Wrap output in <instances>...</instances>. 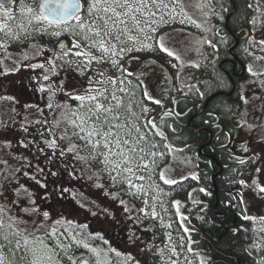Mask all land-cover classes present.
<instances>
[{"label": "rangeland", "instance_id": "obj_1", "mask_svg": "<svg viewBox=\"0 0 264 264\" xmlns=\"http://www.w3.org/2000/svg\"><path fill=\"white\" fill-rule=\"evenodd\" d=\"M90 2L91 0H83L84 6L80 15L85 23L91 20L87 12ZM146 3L148 7H141V11L136 13L140 21L139 28L143 31L136 29L129 20L128 26L132 29L130 33L122 35L119 42L113 41L117 45L116 55L111 51L105 54L98 46H93L90 40H85V30L77 27L74 20H70L66 25L62 24L58 29L49 27L51 31L47 39L60 36L72 47V51L67 52L68 67L61 71L58 65L55 79L58 80L59 93L63 101L60 109L61 126L67 135L72 133V128L79 137L86 135V132H81L78 127L79 114H83L87 106L94 103L87 99L81 101L75 97L97 95L96 90H99L103 92V97L98 96V100L104 105L112 103L113 95L116 102L120 99L124 103V99L128 100L129 96H132L133 102L135 99L133 89L141 84L132 76L136 69L137 75L138 72H143L144 66L151 60L165 65L171 72V77L184 88L185 84L190 85V82L194 81L196 75L201 77L205 73L207 59L211 57L212 51L209 19L213 9L211 0H146ZM37 4V0L35 2L15 0L13 8L11 6L8 11H0V25H7L4 31H0V45H6L13 50L12 57L8 55L0 59L11 61V65L3 63L0 66V75L7 72L18 76L21 71L31 70V65H35L42 55L41 51L46 54L47 50L49 53V49L44 48V44L48 45L49 40L31 41L29 37L31 16L26 9L36 8ZM256 4L255 27L249 42L251 50L257 56H264V43H261L264 41V0H256ZM133 6H139L135 0ZM8 29L16 33L19 39L6 34ZM56 32L59 35H56ZM128 35L133 39L129 40ZM161 38L164 49L174 55H168V52L159 46ZM77 44L79 47L75 46ZM121 47L127 50L120 53ZM52 60L55 61L54 57ZM19 61L30 63V67L22 66ZM251 69L257 75L249 72V78L242 81L240 96L243 106L237 111L242 131L233 148L245 149L247 153L258 156L257 162L252 164L254 170L252 171L250 166L249 172L242 177L244 185L241 189L239 187L237 192H240L245 208L248 205L252 215L261 218L264 217V191H261L264 188V74L252 67ZM259 69L262 70L263 67ZM150 99L153 100L146 103L141 101L137 108L128 105L127 110L122 111L126 117L133 118L134 115L137 117L136 122L140 124L139 134L144 137L140 145L143 151L134 155L137 159L132 167L135 169L136 163L142 162H147L149 167L136 170L132 174L121 171L119 176L113 172L110 176L111 167L107 170L102 167L104 164L98 155L94 159L85 158L88 166L85 161L79 164L78 159L81 156L70 151L67 142L59 139V144L62 143L61 148L74 160L77 177L76 185L57 188L58 191H63L62 193H56L52 180H49V185L47 184L48 178L53 179L52 172L46 171L45 165L41 163V156L33 158V154L29 152L33 151V147L30 150L23 149V144L26 145L31 140V134L21 135L16 139V144L8 142L9 133L18 123V112H21L23 118L21 125L25 128L35 126L41 120L40 115L33 109L35 106L30 103L28 105L30 110L22 111L17 101L11 99L9 105H12V108L7 111L0 110V209H2L0 219H3L5 224V227L0 229L2 248L0 255L4 257L5 262L13 256L14 249L6 247L9 239L6 241L3 236L7 235L9 238L11 235L13 240L19 239L21 243L26 238L29 241V248L36 247L50 254L53 264H79L82 258H87L91 264H97L98 261L99 264H123L110 258L108 246L102 240L104 237L99 234L108 231L117 223L114 222L113 215L109 218L110 224L103 220L109 216L103 214L105 210L99 200L106 196L112 198L116 194L118 197L113 199L112 204L115 210L126 205L125 201H128L127 210L135 215L138 222L155 220L160 230L165 231L162 243L171 247H159L158 259L153 264H201L203 259L190 247L191 236L189 237L187 217L191 205L186 199V193L185 200L182 195L183 188L188 185L191 187L194 182L189 180V184L186 183L185 186V181L181 180L184 176H193L195 167L191 157L188 161L181 152L171 146L168 148L167 139H157V136L156 141L152 139V133H155L154 120L157 124L160 123L163 117L169 114L170 109L162 102V98L152 94ZM155 100L160 104H155L157 102ZM119 109L123 110L122 104ZM31 110L35 114L31 113ZM126 117L119 123L120 137H124L129 130L132 131L131 128L124 126L125 123L129 127L136 125L135 120ZM141 156L143 161L139 160ZM252 160L253 156L249 163ZM112 176H116V179L113 180ZM138 176H143L144 179L139 180ZM129 180L135 187H129ZM59 184L55 182L56 187ZM184 201L185 209L181 205ZM45 212L48 213L47 217L43 215ZM252 215L250 221L257 229V245L262 247L264 219L256 220ZM95 218L97 226L101 229L98 234L96 231L92 232L89 227V224L95 223ZM8 225H11V228ZM85 244L88 247H84ZM91 249H95L96 252ZM21 253V257H24L22 264H28L31 259L30 253L23 248Z\"/></svg>", "mask_w": 264, "mask_h": 264}, {"label": "flooded vegetation", "instance_id": "obj_2", "mask_svg": "<svg viewBox=\"0 0 264 264\" xmlns=\"http://www.w3.org/2000/svg\"><path fill=\"white\" fill-rule=\"evenodd\" d=\"M11 6L13 8L14 4H10V6L2 8L0 9V11H8L7 9H9V7ZM256 7L257 4L255 3V9ZM254 23L255 22L253 18L251 28L244 27L238 31V33H240L238 36H234L235 42L236 39H238L237 47L239 46L241 41L246 42L244 46L246 48L242 49V56L245 58L247 54H252L254 55V58L251 61L244 63L242 61L243 59L239 58V56L235 53V50L233 51V53H231V51L229 50L230 58H225L220 63V68L225 72L227 83L230 85L228 88H226V90L220 89L206 96L205 90L202 86L205 82V77L196 75V80L194 79V81L190 82V85L185 84V110L180 112L177 103L175 105H172L163 100L162 102L169 106L170 112L168 115L163 117L160 123L157 124V121L155 120L153 122L155 124V127H153L155 133L151 132L153 136L152 139L155 140L156 136L158 137L157 139H167L168 148L170 146L174 147L177 151L181 152L188 161L191 157V161L193 162V165L195 167V174L193 176L187 175L186 177L184 176L181 179L182 182L185 181V186L186 183L187 185L189 184V180H192L194 182L191 187L190 185H188L187 187L183 188L182 195H184V200L186 193V199L187 201H189L190 189L200 184V172L207 167L212 170L217 167L218 171H216L214 175H212V183L216 187V176L222 171V164L220 163V159L216 154L220 151V148L222 146H225L226 144L231 145V148L229 149L232 152L234 151L236 156L241 157L236 160V162L241 163L243 165V168L240 174V180L233 179L232 181L234 188H237L239 184L244 185L242 182V177L249 172L250 166L252 167V164L254 165L257 162V155H251V153H247L245 149H243L239 154L238 148H233L234 142L239 136L238 134L235 135L233 133L236 128L242 127V125L238 122V116L235 118L233 116L234 113L237 114V109L234 112L235 107L231 106L230 116L227 115V119L221 123V117L219 116V113L209 108V105L214 98L208 100L212 94L224 91L226 92V94L223 95H226V97H228L231 105L236 104L239 100L243 101L240 96V88L242 86L237 88V78H244L245 76H248L249 67H252L255 71H259L260 73L264 74V56H257V54L250 48L249 39L255 27L253 25ZM52 37L53 38L51 41H49L48 45L44 44V48H48L49 53L47 52V50L45 51L46 54L41 51L42 55L39 57V60L35 65H31V70L29 69L24 72L21 71L18 76L11 75L7 72L0 75V110H10L12 108V105H9V101L11 99L17 101V103L19 104V108L22 111H29L30 108L28 107V105L30 103L35 106L33 109L35 110V113H38V115H40L41 120L37 122L35 126H26L25 128L21 125L23 121L21 112H18V123L14 126L15 129L12 128L11 132L9 133L8 138L10 139V141H7L11 143L14 142L16 144V139H18L21 135L31 134V140L26 145L23 144V149L30 150V148L33 147V151H29L33 154V158L41 156V163L45 165L44 168L46 169V171L52 172L51 176L53 179L48 178L47 184L49 185V180H52L54 188L57 190V188L62 189L67 186L72 187L77 183V177L75 176L76 171L74 169V160L66 151L61 148L62 143H60V146L58 140L62 139L67 142V147L71 149L74 154L81 157L91 154L92 147L91 145L86 144L85 140H81L79 138V134H77L74 128H72V133L67 135L65 133L64 127L61 126L62 120L60 116V109L63 101L61 94L59 93L60 90L58 88V80L55 79L57 78L58 65L60 66L61 71L65 70L68 67L69 58L66 57L67 52H71V50L67 49L66 45L64 48L60 47L62 37ZM211 44L213 47L211 54H214L215 51H217L218 47L215 43H213V41L211 42ZM12 53L13 50L8 46L0 45V59L3 56L8 55L12 57ZM53 57L55 61L52 60ZM19 62L22 66L27 65L30 67V63L25 64L21 61ZM209 62L210 57L206 63V66L209 65ZM3 63L4 65H11V61L9 60H0V66H2ZM38 65H43V68L38 67ZM224 65L225 68H223ZM260 67H263V69H259ZM140 74L141 72H138L137 75L136 69L135 73L132 76L134 78H137L136 80H138V84H140ZM205 80L210 79L207 77L205 78ZM141 86L142 85H138V88L136 87L135 89H133V94L135 95V99L133 102L131 101L132 96H129L128 100L124 99L125 102L122 103L123 110L116 108V111H118L120 114V120H123L126 117L123 115L122 111L127 110L128 105H131L132 108H137L139 106L141 102ZM163 88V85H158L157 83H155L148 85L145 91L146 93L151 94H147L149 98L152 96V94H154L157 98H162ZM201 93L203 95H201ZM123 98H125V96ZM151 100L153 99H150L149 101ZM111 102V104L105 105L113 106L115 108L117 105L116 100L114 99ZM155 104H157V102H155ZM31 113L35 114L33 110H31ZM108 118L112 123H116L115 120H112L111 114ZM126 118L135 120L134 123L136 125H133L132 127L127 126L126 128L132 129L128 138L133 140L134 147L139 150L142 143V140L138 139V137L141 136L139 134L140 124L136 122L137 117L135 115L133 116V118ZM138 120L140 119L138 118ZM177 123H183L185 125V130L191 132L193 136L189 138V135L185 132L184 140L181 143L176 142L175 138H180L179 133H175V131H173L175 124ZM166 127H168L170 130H168ZM137 129H139L138 132L136 131ZM116 131H119V127ZM200 131L206 133V136H201ZM126 135H128V133ZM71 136H73L72 139ZM137 153H139V151L133 153V156ZM252 156L253 160L251 163H249V159ZM81 157L78 159L79 164L85 161V158L82 159ZM86 165L88 166V163H86ZM102 167L105 168L104 165H102ZM110 167L111 165L108 166V169ZM251 169L253 171L254 167H252ZM60 181L63 182L62 185ZM55 182H58V184L60 183L59 186L57 185L56 187ZM215 189L217 190V188ZM42 190H44V188ZM58 192L62 193L63 191L57 190L56 193ZM116 197L118 196L115 194V196H113L112 198L106 196L105 198L103 197L99 200L103 209L105 210L103 214L109 216L105 217L103 220L109 223V218L111 215H113V218L115 220L114 222L117 221L116 226L110 228L108 231H105L103 234L99 233L104 237L102 238V240L104 241L105 245L108 246V252L111 254L110 258L115 262L117 260L119 263L123 264H139L141 262L147 264L156 263L159 253L158 248L171 247L165 243H162V240L165 236V231L160 230L159 225L155 220H151V222H138L135 219V215L131 212L129 213L127 210L128 201H125V203H127L126 205H123L119 209L115 210L112 204L113 199H115ZM60 200H62V198ZM238 201L240 202L241 211H238V213L234 214V221L238 219L239 215L242 219H245V217H249L248 219H250L252 211L250 212V207L248 205H246L245 208V204L243 203L242 197L241 195H239V192L235 193V204ZM181 205H183V209H185V201L182 202ZM252 216H255L256 220L264 218H258L256 215ZM94 222L95 223L89 224V227L92 232L96 231L95 233L98 234L101 229L97 226V218H95ZM183 229L185 232V227H183ZM193 230L194 229H189V232ZM200 237L204 238L207 243L205 250L208 253H210L211 251L215 252V257L208 258L205 261V264H264V247H254L256 249V257H251V261L242 262L237 259L234 261H230L227 258H219V255H222V253L218 249V247L215 246V241H217L215 240L216 237L210 235H201ZM117 253H119V255H117Z\"/></svg>", "mask_w": 264, "mask_h": 264}, {"label": "trees", "instance_id": "obj_3", "mask_svg": "<svg viewBox=\"0 0 264 264\" xmlns=\"http://www.w3.org/2000/svg\"><path fill=\"white\" fill-rule=\"evenodd\" d=\"M37 2L39 4L41 0H37ZM212 3L213 9L209 16L211 38L218 49L214 54H211L209 65L205 66V74L202 75L210 79L205 80L204 78L205 82L202 85L206 96L220 89L226 90V88L230 86L227 83L225 72L220 68V63L225 58H230L229 50L235 44L234 36L240 34L238 33L240 29L252 27V20L256 13V0H212ZM234 6L235 12L231 14ZM229 15L228 29L226 19ZM50 31L51 29L47 25H41L34 20L29 25V37L31 41L35 39H38V41H43L45 39L44 42L47 40L51 41L52 38L47 39ZM245 44V41H241L239 46L235 49V53L239 58L243 59L242 61L244 63H247L254 58V55L247 54L245 58L242 56V49L246 48L244 47ZM223 68H225V65ZM171 76V72L165 65L159 61H149L140 74V82L142 85L140 94L141 101L146 103L149 99L145 91L146 87L150 84L157 83L164 87L162 99L172 105L177 103L179 111H184L185 88ZM247 77L248 76L237 78V88L242 86V81H245ZM231 106L235 107L234 112L236 109L238 111L243 106V101L239 100L236 104L231 105L226 95L219 94L214 97L209 108L219 113L222 123L227 119V115L230 116ZM233 116L235 118L238 114L234 113ZM166 128L170 130L168 127ZM241 129L242 127L236 128L233 134H240L242 131ZM173 131L179 133L180 138H175V141L178 143L184 140L185 132L189 135V138L193 136L191 132L185 130V125L183 123L175 124ZM200 135L206 136V133L200 131ZM229 148H231V145L226 144L222 146L220 151L216 154L222 164V171L216 176V187L212 183V175L218 171L217 167H215L214 170L207 167L200 172V184L190 189V198L188 202L191 204V214L188 216L187 221L189 227L194 229L191 231L190 247L192 248L191 250L199 254L203 261H206L208 258H214L215 252L211 251L208 253L205 250L207 243L204 238L200 237L201 235H210L219 238V240L215 241V246L218 247L222 253V255H219V258H227L230 261L237 259L243 262L251 261V257H256V249L254 248L257 247L254 235L255 229L251 221L249 219H242L240 215L238 219L234 221V214L241 211L240 202L238 201L235 204V193H237L238 188L243 187V185L239 184L237 188H234L232 181L233 179L240 180L243 165L236 162V160L241 157L236 156L234 151L232 152ZM239 150L241 149L239 148L238 151ZM215 188H217V190ZM216 204L217 208L215 209ZM230 210H234L235 212ZM231 223L233 224L230 225ZM12 238L13 237L10 235L9 241H11V243L6 242V247L14 249V253L13 256L6 260L5 264H22L21 249L15 248L16 239L13 240Z\"/></svg>", "mask_w": 264, "mask_h": 264}, {"label": "snow or ice", "instance_id": "obj_4", "mask_svg": "<svg viewBox=\"0 0 264 264\" xmlns=\"http://www.w3.org/2000/svg\"><path fill=\"white\" fill-rule=\"evenodd\" d=\"M35 2V0H34ZM138 7L133 6V0H91L88 5V15L91 17L89 23H85L80 15L82 8L79 0H41L36 8L27 7V12L31 16L29 24L32 21H36L41 25H47L48 27L60 28L62 24L66 25L69 22V19L76 21L77 27L81 30H85L84 39L90 40L93 46H98L101 51L105 54L112 52L113 55H116V43L113 41H121L122 35L125 33H130L132 29L129 28L128 22L132 21L133 26L143 31L139 28L140 21L137 19L136 13L141 11V7H148L146 0H135ZM4 8V4L0 3V9ZM119 9V10H118ZM103 13V15H100ZM154 15V13H152ZM7 25H0V31H4ZM23 27V26H21ZM14 36V38L19 39V36L16 33H12L11 29H8V33ZM59 35L58 32L55 33ZM128 39L132 40L133 37L128 35ZM261 43H264L262 41ZM79 47V45H75ZM159 46L164 49L162 43V38ZM127 49L121 47L120 53H123ZM168 52V55L172 56L174 53L164 49ZM76 55H81V53H76ZM95 59V58H94ZM116 63V61H113ZM38 67L43 68V65H38ZM249 72H252L251 67H249ZM253 75L257 73L252 72ZM91 91V90H90ZM97 91V95H89L87 97L78 96L75 97L81 101L88 100L90 103L83 114H79L81 132H86L85 136H80L81 140H85L86 144L91 145L92 153L87 157H81L82 159H94L96 155L99 156L101 163L105 165V169H108V166L111 165V170L109 175L111 176L113 172L116 173V176L120 175V172L125 173H134L136 170L147 169L149 164L147 162L136 163L135 169L132 167L133 163L136 161V157L133 156V153L137 151H143V149H137L134 147L133 140L129 139L131 130H129L128 135L120 137L119 133L116 131L120 123V114L116 111V108H119L122 104V101L117 100V105L114 108L113 106H106L98 100V96L103 97V92ZM151 95L150 93H146ZM201 95H203L201 93ZM107 99V97H104ZM112 99H116L113 95ZM159 103V101H157ZM83 107V105H82ZM109 114L112 116V120H115L116 123H112L109 120ZM127 127V123L124 125ZM139 129H137V132ZM138 139L142 140L144 137L140 136ZM71 151V149H69ZM140 161H143V157H139ZM116 176H112V179L115 180ZM137 179L143 180V176H138ZM166 183H174V181H165ZM129 187H135L128 181ZM203 191V190H202ZM264 191V188L261 189ZM123 203V201H122ZM2 211V209H0ZM45 217L48 216V213H43ZM249 217H245L248 219ZM264 219V218H262ZM5 227L3 219H0V229ZM11 228V225H8ZM18 235V233H14ZM4 240H8V236H3ZM11 243V241H9ZM84 247H88L87 244ZM16 249H25L27 253H30L31 259L28 264H53L52 256L46 254L39 248L31 247L29 248V241L25 238L23 243L19 239L15 243ZM93 252H96L95 249H91ZM50 249L48 252L50 253ZM114 251V249H113ZM2 252V248H0ZM99 256V253H96ZM119 255V253H117ZM22 257L21 259H23ZM0 264H5L4 257L0 255ZM99 264V261L97 262ZM203 264V261H201Z\"/></svg>", "mask_w": 264, "mask_h": 264}, {"label": "water", "instance_id": "obj_5", "mask_svg": "<svg viewBox=\"0 0 264 264\" xmlns=\"http://www.w3.org/2000/svg\"><path fill=\"white\" fill-rule=\"evenodd\" d=\"M11 2H12V0H0V3H3L4 6L9 5ZM79 2H80L81 5H82V0H79ZM81 9H82V8H81ZM234 12H235V6L233 7V10H232L231 14H233ZM229 17H230V15H229V16L227 17V19H226V25H227L228 29H229V25H228ZM246 36H247V35H246ZM237 45H238V39H236L235 44L231 47V49H230L231 53H233V51L236 49ZM243 72H244V71H243ZM243 72H242V73H243ZM238 75H240V74H238ZM219 94H226V92H224V91H222V92H216V93L212 94V95L209 97L208 100H210V99L216 97V96L219 95ZM216 208H217V204H216L215 209H216ZM230 225H232V224H230ZM215 240H219V238H217V239L215 238ZM79 264H90V262H89L88 260L84 259V260H82Z\"/></svg>", "mask_w": 264, "mask_h": 264}]
</instances>
